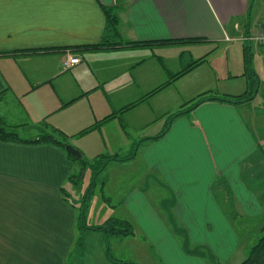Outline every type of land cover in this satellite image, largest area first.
Listing matches in <instances>:
<instances>
[{
  "label": "crops",
  "instance_id": "crops-1",
  "mask_svg": "<svg viewBox=\"0 0 264 264\" xmlns=\"http://www.w3.org/2000/svg\"><path fill=\"white\" fill-rule=\"evenodd\" d=\"M108 10L120 19L117 46L87 50ZM262 21L264 0H0V116L33 130L22 140L59 135L88 162L136 148L107 168L139 165L138 186H119L93 224L130 223L133 260L232 264L252 227L245 218L264 216V111L253 106L260 87L247 103L225 100L249 93L246 47H263L243 39ZM69 51L82 62L66 70ZM76 168L60 145L0 140V264H66L77 220L62 190ZM93 234L96 258L111 264L104 234Z\"/></svg>",
  "mask_w": 264,
  "mask_h": 264
},
{
  "label": "rangeland",
  "instance_id": "rangeland-1",
  "mask_svg": "<svg viewBox=\"0 0 264 264\" xmlns=\"http://www.w3.org/2000/svg\"><path fill=\"white\" fill-rule=\"evenodd\" d=\"M262 49H263V51L260 52L259 55L255 51V53L257 55H254V53H253V57H252V66H253V69L255 70L257 76L259 77V83L261 80V86L259 85V87L261 89L260 93L263 94L262 98L258 100V104L256 103L253 106L255 108L258 107L260 110L264 111V99H263V97H264V48H262ZM237 50L235 51V48L232 49L234 56L236 55ZM67 55H75V54H72V52L69 51L66 54V56ZM259 87H258V90H259ZM252 100H253V98H252ZM248 101L246 100L245 103H247ZM17 123L18 124H21V123L24 124L23 120H21V121L19 120ZM32 131L33 130H31V129L22 130V128H20V129H18L17 132L21 137L30 138L29 136H31V138H32L34 136ZM69 146L77 150V148H75L71 145H69ZM105 150L106 149H103L102 152H105ZM112 150H114V149H112ZM123 150L124 149H122V151ZM135 151H136V148L131 147L128 151H126V149H125V151H123L124 152L123 154H126L129 157V156H132V154H134ZM110 155H112V154H110ZM111 164H113V163H111ZM78 166L79 165L77 164V167ZM124 166H127L128 168H126L122 171H119V172H117L116 170L115 171L112 170V166H110L111 169H110V167L107 168L100 175V177L97 181V187L94 191V195L92 196V198L88 204V208L86 210V224L88 226H90L89 224H91V226H94L93 224H99L100 223V219L97 217H98V214L100 212V209H102L101 205H109V204L111 206L115 205L114 200L116 199V197H115L116 193H114V192H116V190L119 188V186L124 185L125 187L129 186L131 188H135L138 186L140 178L143 175V171L140 170V166L137 165V168H138L137 170H135L134 166L131 165L130 163H127ZM256 171H257V174H259L258 179H260V184H264V166H259L258 170H256ZM78 172H79V168H76L74 173L71 174V176L77 175ZM70 177H69V179H70ZM90 177H91V170H90V168H87L85 170L84 178L82 180L79 181L76 178H74L72 180L68 179L67 185H66V187H64L65 188L64 191L66 192V194H68V200H69L70 204L73 205V208L75 210L76 220H77V215L79 213V209H80V205L82 202L83 195L86 192V190L89 186V183H90ZM77 180H78V183L76 184L75 182ZM107 181L110 185L109 187H108V183H106ZM106 184H107V186H106ZM149 184H150L151 188H153V189L156 188L162 192V188H163L162 185H160L154 179H149ZM109 199L112 200V203H111V200L109 201ZM96 202H98L99 204ZM92 206H94V207H92ZM93 208H94V211H92ZM247 220H250L248 223L252 224V227L251 228L249 227L248 229L243 228V241H244L243 250H244V254L240 258L236 257L234 259V261L232 262V264H242L248 258L250 249L254 245H256L258 243L259 239L262 237V232H261V229L258 230L259 224H257V222H259V221L262 222V220H264V216H262L260 218H256V219L245 218V222ZM237 224L242 227L244 224V219L242 221L239 218V220H237ZM96 226H100V225H96ZM76 232H77L76 243L73 246L72 251L69 253V255L67 257L66 264H102L96 258V255L100 252V242H98L99 241L98 239L94 238L95 236H92V235H95V234H93L95 232H92V233L91 232H88V233L84 232V233H82L78 229L77 225H76ZM96 233H101V232H96ZM102 237L104 239L105 251H107L108 245L106 243V237H105V235H103ZM114 238L115 237H111L110 240L113 242ZM116 238H118V237H116ZM136 241L139 242V239H134L132 236V237H128L125 239V245H120L119 247L114 246L115 250L111 251L113 258L120 260V258L123 256L124 259H122V260H124V261H129V259H130V261L136 262L137 264H150L147 261L144 262L142 259H140V260L138 259V262H140V263H138L136 260L132 259L133 255L136 254L135 253L136 245H137ZM130 243H132V244H130ZM242 253H243V251H242Z\"/></svg>",
  "mask_w": 264,
  "mask_h": 264
},
{
  "label": "trees",
  "instance_id": "trees-1",
  "mask_svg": "<svg viewBox=\"0 0 264 264\" xmlns=\"http://www.w3.org/2000/svg\"><path fill=\"white\" fill-rule=\"evenodd\" d=\"M106 16H107L106 31L101 42L97 45L87 46L86 47L87 50H109L117 46V44L114 43V41L117 37H119L118 28L120 24V19L113 11L110 10L106 11ZM152 44L153 43H142L143 46L152 45ZM128 45L137 46L138 43H126V46ZM250 50L251 48L249 46L246 47V52H245L246 70H247L248 82L250 86L248 95L244 97L230 98L226 100L222 99V100H225L230 103L241 104L244 103L246 100L247 101L252 100V98H254V96L258 93L259 77L257 76L255 70L253 69L252 66L253 56ZM185 68H189V67L186 66ZM205 100L206 99H201L197 101L193 106L189 108V110L194 109L196 106H198ZM185 113L186 111H179L174 115H172L171 120L176 117H180ZM92 129L93 128L89 130ZM0 140L5 142H17L21 144L22 143L23 144L54 143L60 145L63 149L67 150L66 140L61 136L55 134H43L34 140H22L17 132L10 130L6 126L5 120L1 116H0ZM67 152L69 157L72 159V161L76 163V165L77 164L79 165L78 174L71 176L69 180L76 178L80 181L84 178L85 170L87 168H90L91 170L90 183L86 192L83 195L79 213L77 215L78 229L82 233L88 231L101 232L105 235L106 243L108 245L107 246L108 249L106 251V257L111 264H137L136 262L133 261H124L113 258L109 247V241L111 237L128 238L134 236V229L130 223L123 220L111 218L100 226H88L86 224V210L88 208V204L92 196L94 195V191L97 187V181L100 175L107 169L109 164L113 162H122V161L130 160L133 157V154L128 158L127 157L119 158V156L117 155L115 156L100 155L96 157L93 161L88 162L85 161L83 158L77 159L68 150ZM78 180L75 182L76 184L78 183ZM62 194L64 196V200L67 203H70L68 200V194H66L64 190H62ZM261 232H262V237L259 239L258 243L250 249L248 258L242 264H264V226L261 228Z\"/></svg>",
  "mask_w": 264,
  "mask_h": 264
},
{
  "label": "built area",
  "instance_id": "built-area-1",
  "mask_svg": "<svg viewBox=\"0 0 264 264\" xmlns=\"http://www.w3.org/2000/svg\"><path fill=\"white\" fill-rule=\"evenodd\" d=\"M245 41L254 43L260 47L264 48V21L260 22L254 32L250 33L248 36H245ZM82 59L80 56L77 55H67L66 59L64 60V68L66 70L80 64Z\"/></svg>",
  "mask_w": 264,
  "mask_h": 264
},
{
  "label": "water",
  "instance_id": "water-1",
  "mask_svg": "<svg viewBox=\"0 0 264 264\" xmlns=\"http://www.w3.org/2000/svg\"><path fill=\"white\" fill-rule=\"evenodd\" d=\"M67 150H68L73 156H75L77 159H81V158H82V155H81V153H80L78 150H76V149H74V148H72V147H70V146H67Z\"/></svg>",
  "mask_w": 264,
  "mask_h": 264
}]
</instances>
